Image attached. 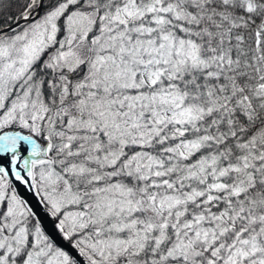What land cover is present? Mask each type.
<instances>
[{"label":"snow or ice","instance_id":"snow-or-ice-1","mask_svg":"<svg viewBox=\"0 0 264 264\" xmlns=\"http://www.w3.org/2000/svg\"><path fill=\"white\" fill-rule=\"evenodd\" d=\"M0 0V264H264V0Z\"/></svg>","mask_w":264,"mask_h":264},{"label":"trees","instance_id":"trees-1","mask_svg":"<svg viewBox=\"0 0 264 264\" xmlns=\"http://www.w3.org/2000/svg\"><path fill=\"white\" fill-rule=\"evenodd\" d=\"M23 2H24V0H12V8H11V13H15V12H17V11H19V9H20V5H22L23 4Z\"/></svg>","mask_w":264,"mask_h":264}]
</instances>
